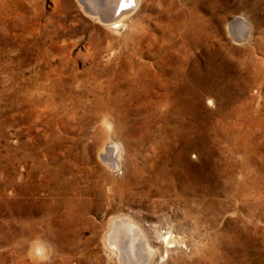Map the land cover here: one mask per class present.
Instances as JSON below:
<instances>
[{"label": "rangeland", "instance_id": "obj_1", "mask_svg": "<svg viewBox=\"0 0 264 264\" xmlns=\"http://www.w3.org/2000/svg\"><path fill=\"white\" fill-rule=\"evenodd\" d=\"M0 5V264H116L100 240L122 216L144 264H264V0H142L139 42L77 0ZM168 15L199 36L187 54ZM164 159L162 187L131 186L125 163Z\"/></svg>", "mask_w": 264, "mask_h": 264}, {"label": "bare ground", "instance_id": "obj_2", "mask_svg": "<svg viewBox=\"0 0 264 264\" xmlns=\"http://www.w3.org/2000/svg\"><path fill=\"white\" fill-rule=\"evenodd\" d=\"M141 1L142 0H77V3L79 4L81 10L83 11L82 12L83 14H85L87 17L95 20L97 23L101 24L102 26L110 29V31L112 30L114 32V31H118V30H125V31L130 30V33L132 34V32H133V36L135 35V38L138 39V37L141 36V34L144 32V30H145L144 27H142V26L139 27V30L135 29L136 32L134 30L131 31V28H135V23H136V22H134V19L132 17L136 18L137 16H139V13L141 12V9H142ZM239 24H242V23H238V21H234V23H232L230 25L231 26V28H230L231 37L237 43H241V42L245 41L249 36L248 31L244 32L243 30L242 31L240 30L238 32H235L236 31L235 28L238 30ZM191 25H193V24H191ZM195 25H197L199 30H201V31L203 30L202 26H199L197 23ZM174 34L180 35L179 36V38H180L179 39V46H178L179 53L183 52V53L187 54L191 42H193L192 43L193 45H196V43L199 42V40L195 41V39L199 37V36L197 37L198 34L194 33V35H193L194 38L193 39L190 38V36L188 35L187 24L186 25L185 24H181V25L176 24L174 29H173V27L170 24V16L169 15L165 16V27H164L163 33H162L163 45H164V43H165V45L175 44ZM139 41H140V39H138V42ZM182 66H184V65H182ZM182 66H179L180 69ZM173 67H174V65H173ZM171 69H172V66H171ZM197 69H198V67H197ZM213 69H215V68H213ZM179 73L180 72H178V74ZM191 74H192V72H191ZM202 79H201V81H202ZM198 82H197V86H198ZM183 83H185V81ZM199 86H200V84H199ZM191 89H192V87H191ZM196 89L198 90V87ZM193 93H195V91ZM166 94H167V92H166ZM186 94H187V92H186ZM208 103L211 104L212 101L209 99ZM109 123L110 122H104V128H105V131L107 132V137H106V141L102 145V147L100 146L101 149L99 147L100 150H99L98 154L103 157V161H107V160L111 161V164L108 165L107 168L115 170L116 168H119L121 166V163H120L121 150H120V147L118 145L112 144L108 140V133L110 132V130H112ZM154 159H156V158H153L152 160H154ZM145 161H147V160H145ZM168 161H165V159H164V161L163 162L161 161V163H159L158 165L151 163V162H150L151 164H149V162H144V164L140 167H138L136 164L131 165L130 162H129L130 164L125 163V165L127 167V168L126 167L125 168L128 171L132 172V174H133V176H131V178H133L131 180V186L133 185L134 187H137V186L139 187L142 182L144 183V180H145V178L144 179L140 178V176L143 174H146V175H148L147 178H149V179L146 181L145 186L148 189H150L153 186L158 187V188L162 187V184L164 183V181L166 179L170 178L171 176H175V174L177 172L173 165L170 168L169 167L167 168V165L169 164ZM167 185L168 186L171 185L170 181H166V186ZM100 241H102V246L104 247V249L108 253L109 260L114 261L116 264H144V261L146 258L143 256V252L146 253V255H148L150 258L153 255L155 256L154 253L156 252V251H153L152 246L150 245L149 240L147 239L145 234L139 228H137V226L134 224V222L132 220H130L128 218H123V216L122 217H113L112 219H110L108 221L107 229L104 232ZM164 244H165V246H170L172 244L170 236H168L164 240ZM166 248L168 249L170 247H166ZM33 249L35 250L36 253H40L41 251L44 250V247L40 243H36L34 245ZM149 257L147 259H149ZM150 260L152 261V259H150ZM148 264H149V261H148Z\"/></svg>", "mask_w": 264, "mask_h": 264}, {"label": "snow or ice", "instance_id": "obj_3", "mask_svg": "<svg viewBox=\"0 0 264 264\" xmlns=\"http://www.w3.org/2000/svg\"><path fill=\"white\" fill-rule=\"evenodd\" d=\"M119 6V5H118Z\"/></svg>", "mask_w": 264, "mask_h": 264}]
</instances>
